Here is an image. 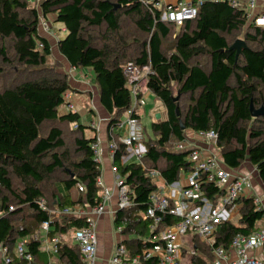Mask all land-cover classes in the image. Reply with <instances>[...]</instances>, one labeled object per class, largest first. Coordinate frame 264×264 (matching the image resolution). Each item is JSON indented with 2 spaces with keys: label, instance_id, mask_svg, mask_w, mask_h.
Instances as JSON below:
<instances>
[{
  "label": "trees",
  "instance_id": "16d2710c",
  "mask_svg": "<svg viewBox=\"0 0 264 264\" xmlns=\"http://www.w3.org/2000/svg\"><path fill=\"white\" fill-rule=\"evenodd\" d=\"M30 3L0 0V245L12 264H39L43 238L56 236L57 264H81L72 239L87 220L62 212L103 202L97 185L102 176L95 151L98 132L69 109L70 76L48 66L52 45L40 34L41 17L52 15L66 27L67 36L57 46L71 67L94 71L101 104L111 117L110 141L120 136L114 129L133 106L131 84L144 83L166 108L167 117L154 121L155 136L145 142L139 162L123 164L129 152L121 143L113 154L132 202L114 220L130 258L154 246L161 226L180 220L161 214L153 230V221L140 214L151 206L159 177L171 186L191 169L189 152L175 149L186 141L187 131H215L225 166L239 170L247 162L264 184V114L253 118L251 113V105L264 108V28L248 25L246 10L230 0H206L198 16L178 28L162 20L166 6L158 7L157 0H43L40 10ZM238 39L248 48L236 59L230 48ZM130 64L150 72L142 80L131 77L125 71ZM60 186L68 193L77 189L79 198L64 195ZM205 190L211 197L216 192L213 186ZM240 204L239 215L218 226L217 246L228 248L236 235L249 236L262 227L264 210L254 198ZM44 222L50 224L48 232ZM21 242L31 261L17 256ZM195 243L211 255L197 238Z\"/></svg>",
  "mask_w": 264,
  "mask_h": 264
},
{
  "label": "built area",
  "instance_id": "2783aa9c",
  "mask_svg": "<svg viewBox=\"0 0 264 264\" xmlns=\"http://www.w3.org/2000/svg\"><path fill=\"white\" fill-rule=\"evenodd\" d=\"M205 1L196 0L167 5L162 20L182 27L186 21L193 20L198 16L199 6ZM230 1L237 7L236 0ZM159 5L157 3L158 7ZM254 23L256 26L264 28V16L256 18ZM125 71L129 76L137 77L144 72H140L132 64L128 65ZM149 72L150 69L146 70L145 76ZM129 88L134 97V103L127 112L126 121L122 124L126 126L127 131L117 140L110 141V149L114 153L119 143L124 144L128 150L134 151V156L140 161L146 153V150H140L142 125L140 118L136 117L140 102L138 97L142 88L140 84H131ZM70 110H73L72 106ZM195 135L196 138L190 137L177 145L178 147L190 146L191 148L187 151L189 152L187 160L192 162V167L188 172H183L185 173V185H180V180L171 186L164 183L152 195L151 206L148 210L140 214L144 220L151 219L153 221V230L159 228L163 220L161 214L177 217L180 219L179 222L155 236L152 240L155 243L154 246L134 258H130L127 247L120 243L112 260L114 264H150L151 260H153V264H264V228L249 236L236 235L228 248L217 246L218 226L223 222L234 220L239 215L242 199L252 197L261 208V199L255 196L252 183L254 171L242 173V168L241 170H232L225 166L221 154L217 150L218 134L215 131H200L195 132ZM95 151L99 160V139L95 145ZM152 174L160 176L156 172ZM97 185L101 188L103 196V202L98 207H76L62 212L66 216H78L87 220L88 226L77 230L74 235V241L80 249L81 264H96L99 244L98 218L104 214L106 204L111 197L102 176L98 178ZM116 185L119 209L131 207L132 202L128 197L129 187L126 184V179L118 177ZM206 186H213L216 189L212 197L207 194ZM84 190V187L80 185L79 191L83 192ZM261 221L263 225L264 214ZM49 227V222H44L42 225L45 232H48ZM190 234L192 236H189ZM195 238L210 250L211 255L197 247ZM48 243L49 252L57 253L60 238L57 236L51 238ZM3 252L5 263L12 264L6 256L7 250L3 249ZM16 254L25 260H32V256L26 253L25 242H21L17 246ZM48 264L56 263L51 261Z\"/></svg>",
  "mask_w": 264,
  "mask_h": 264
},
{
  "label": "crops",
  "instance_id": "0c3cea01",
  "mask_svg": "<svg viewBox=\"0 0 264 264\" xmlns=\"http://www.w3.org/2000/svg\"><path fill=\"white\" fill-rule=\"evenodd\" d=\"M157 1L160 4L159 7L164 8L167 5H174L179 2H188V1H196V0H157ZM236 2L238 8L244 9L248 12L249 14L248 25H252V24L255 25L254 20L258 17L264 16V0H236ZM60 25L61 27L59 29L64 33V36L66 37L68 33L67 29L63 24ZM50 36L51 35L47 33L44 35V37L48 38L49 41H50L49 38ZM59 40L60 37L58 35L57 44ZM63 59H64V63L67 66L71 67V65L64 57ZM65 71H67V67ZM72 71H74V75L72 76V78L70 76V85L72 90L67 93L66 100L74 107L73 111L79 112L81 114L82 123L84 125L93 126L94 128H96L98 132L99 151H100L99 161L102 167V179L104 181L106 189H108L111 194L110 200L106 204V210L104 214H102V216L98 218L99 244L96 254V264H114L112 260L115 256L119 244L122 243V241L124 240V237L116 229L114 224L115 215L119 210V206H118L119 196L116 185L119 176H118V171L114 166V160H113L114 153L110 149L108 125L111 117L101 104L100 93L97 85H95L93 81L88 80L89 75L75 68H72ZM79 72L83 73V75L78 76ZM143 99H144L143 97L142 99L140 98L141 104L144 103ZM92 100H93V104H92ZM166 117H167V112H166ZM126 119H127V114H125L122 117V122H123L122 124H124ZM126 131L127 129L125 125H122L114 129V132L119 135H124ZM143 148L144 150H146V148L140 144L141 151H143ZM128 152L129 155L123 158V164L133 163L134 162L132 161L133 157L136 159L135 160L136 162H139L138 159L134 156L133 150L129 149ZM244 167L246 166L242 167L241 170L242 173H248L249 171H251L249 167L246 168ZM158 179L160 182V186H163L165 183L164 180L161 178ZM258 180L262 186L256 189L255 196H258L259 199H261V209L264 210V184L262 183L260 178H258ZM181 181H182V185H185V174L180 177V182ZM60 190L64 195L70 194L72 196V199L75 201L79 198L80 193L77 189H74L70 193H68L66 192L63 186H60ZM49 239L51 238L49 237L43 238L44 242L41 247V254H43L44 257L39 256L37 260L39 264H48L51 261L57 264L59 255L54 252H49L47 247L49 246L48 243ZM72 244L76 245L74 239H72ZM0 264H6L4 252L1 245H0Z\"/></svg>",
  "mask_w": 264,
  "mask_h": 264
},
{
  "label": "rangeland",
  "instance_id": "374dc122",
  "mask_svg": "<svg viewBox=\"0 0 264 264\" xmlns=\"http://www.w3.org/2000/svg\"><path fill=\"white\" fill-rule=\"evenodd\" d=\"M30 2L31 3L29 6L31 8H37L38 10H40V4H41L42 0H30ZM60 27H61V25L56 23L54 20V16L51 15L48 20H45L43 18L41 19L39 30H40V34L42 36H44L46 33L51 35L49 38H50V43L52 45V53L53 54H52V58L49 60L48 66L57 67L59 69L61 68V72H63V71L65 73L68 72L67 74L69 76H71V78H72V76L74 75V71H72V68L70 66H67L64 63V59L61 56V54L59 53V50L57 47L58 35L60 37V40L64 39V37H65L64 33L59 29ZM66 67H67V71H65ZM79 70L88 74L89 75L88 80L93 81V83L96 85V75L92 69L80 68ZM145 74H146V70H144L143 74L140 75L139 77H137L135 75H131V77H136V78H139L142 80L146 77ZM82 75H83V73H80V72L78 73V76H82ZM5 77H7L8 79L12 78L11 75H8ZM1 87H3V81L2 80H0V88ZM141 88H142V92L140 95H142L141 99H142V97L144 98L143 99L144 103L141 104V102H140L138 107H137V113L140 116L141 125H142V140L139 143L146 148L145 142H148L150 139H153L155 136L154 131H153V123L157 119V116H159V115L161 116V119H165L166 108L162 104V102L154 94H151L149 92V90L144 85V83L141 84ZM144 94H145V96H144ZM92 104H93V100H92ZM71 106H72V104H71ZM71 106L69 107V109H71ZM73 109H74V107H73ZM72 128L76 129L77 125H72ZM190 137H195V138L197 137L195 135L194 131H187L186 132V139H190ZM175 149L177 152H185V151L190 150L191 148H190V146H187V147H181V146L178 147L177 146ZM133 158H132V161L136 162L135 161L136 159L135 158L133 159ZM244 166L249 167L252 171H254V175L252 177V183H253L254 189L256 191L257 188H260L262 186L258 180V178H260V177L257 173V170L254 167H251L250 164L247 162L244 164ZM246 167H244V168H246ZM184 174L185 173L182 172L181 176H183ZM179 184L182 185V181L179 182ZM261 226L262 227H260V229L264 228V224ZM163 227L164 226H161V232H162V230H164ZM42 236H44L43 233H42ZM189 236H192V235L190 234Z\"/></svg>",
  "mask_w": 264,
  "mask_h": 264
},
{
  "label": "water",
  "instance_id": "95a60500",
  "mask_svg": "<svg viewBox=\"0 0 264 264\" xmlns=\"http://www.w3.org/2000/svg\"><path fill=\"white\" fill-rule=\"evenodd\" d=\"M142 1H149L151 2L152 0H142ZM119 6H116V8ZM248 48L247 43L245 42L244 39H238L230 48V50L235 51L236 52V59L239 58V56L244 52V50H246ZM179 97L175 98V101L179 100ZM251 113L253 118H258L260 116H262L264 114V108L261 109H255L253 105H251ZM161 118V116H157V119L159 120ZM144 150V148H143Z\"/></svg>",
  "mask_w": 264,
  "mask_h": 264
}]
</instances>
